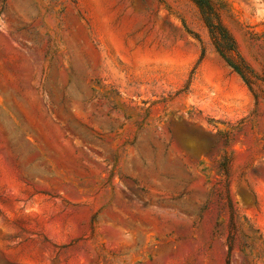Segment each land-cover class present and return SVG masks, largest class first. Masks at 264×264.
Wrapping results in <instances>:
<instances>
[{
	"label": "rangeland",
	"instance_id": "374dc122",
	"mask_svg": "<svg viewBox=\"0 0 264 264\" xmlns=\"http://www.w3.org/2000/svg\"><path fill=\"white\" fill-rule=\"evenodd\" d=\"M213 1L240 72L192 0H0V264H264V0Z\"/></svg>",
	"mask_w": 264,
	"mask_h": 264
},
{
	"label": "trees",
	"instance_id": "16d2710c",
	"mask_svg": "<svg viewBox=\"0 0 264 264\" xmlns=\"http://www.w3.org/2000/svg\"><path fill=\"white\" fill-rule=\"evenodd\" d=\"M192 1L200 10L217 51L234 70L240 72L239 68L233 65L231 61L234 54L238 56L237 46L229 31L221 22L219 7L213 0Z\"/></svg>",
	"mask_w": 264,
	"mask_h": 264
},
{
	"label": "bare ground",
	"instance_id": "6f19581e",
	"mask_svg": "<svg viewBox=\"0 0 264 264\" xmlns=\"http://www.w3.org/2000/svg\"><path fill=\"white\" fill-rule=\"evenodd\" d=\"M116 40H117L118 44H122V39H121V37L119 35L116 36Z\"/></svg>",
	"mask_w": 264,
	"mask_h": 264
}]
</instances>
